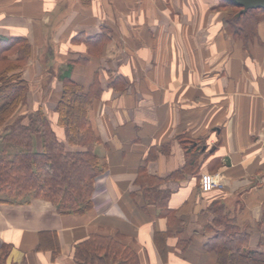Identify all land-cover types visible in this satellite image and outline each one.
<instances>
[{
  "label": "crops",
  "instance_id": "1",
  "mask_svg": "<svg viewBox=\"0 0 264 264\" xmlns=\"http://www.w3.org/2000/svg\"><path fill=\"white\" fill-rule=\"evenodd\" d=\"M234 11L222 0H0V37L30 43L22 113L54 104L56 122L73 63L106 171L82 213L0 196L3 264H77L92 234L120 237L141 264H220L205 234L216 202L264 250V11L233 32ZM204 173L220 185L204 191ZM147 176L164 179L169 213L147 202Z\"/></svg>",
  "mask_w": 264,
  "mask_h": 264
},
{
  "label": "trees",
  "instance_id": "2",
  "mask_svg": "<svg viewBox=\"0 0 264 264\" xmlns=\"http://www.w3.org/2000/svg\"><path fill=\"white\" fill-rule=\"evenodd\" d=\"M222 1L237 8L226 19L233 32H251L255 11L264 10L249 9L237 15L241 6ZM29 54L28 40L0 37V188L49 199L61 213L86 212L93 207L98 178L106 172L95 151L99 137L89 119L93 93L71 79L70 63L61 75L64 86L53 109L56 122L41 106L29 114L19 113L30 91L22 76ZM38 139L40 149L36 148ZM192 146L186 143L187 153ZM190 154L195 160L197 155ZM163 180L147 176L142 186L147 202L169 213L167 192L158 193ZM222 208L215 203L217 215L205 233L207 247L217 253L220 264H264V250L248 247L250 233L242 231L228 214L223 215ZM74 257L77 264H141L136 251L112 235H90L77 245Z\"/></svg>",
  "mask_w": 264,
  "mask_h": 264
},
{
  "label": "rangeland",
  "instance_id": "3",
  "mask_svg": "<svg viewBox=\"0 0 264 264\" xmlns=\"http://www.w3.org/2000/svg\"><path fill=\"white\" fill-rule=\"evenodd\" d=\"M235 11H237V8L235 7L234 8ZM256 11H261V10H256ZM264 11V10H263ZM238 13V12H237ZM261 13V12H259ZM27 99H28V96H27ZM26 103H27V100L25 101L23 107H21V112H24L25 109H27L26 107ZM41 106H42V109H44V111L48 112V109H50L51 107L53 108L55 105L54 104H48L45 103V102H42L41 103ZM29 108V107H28ZM32 110V109H31ZM31 110L29 112H31ZM35 110V109H34ZM33 111V110H32ZM26 112V111H25ZM37 142H39L40 146H41V139H38ZM103 176V175H102ZM100 176V177H102ZM99 177V178H100ZM98 178V179H99ZM30 194H25V193H22L21 195H18V194H15V193H10V192H7V191H2L1 188H0V196H4V198H10L12 200H17V201H20V200H24L26 198H31L29 196Z\"/></svg>",
  "mask_w": 264,
  "mask_h": 264
},
{
  "label": "water",
  "instance_id": "4",
  "mask_svg": "<svg viewBox=\"0 0 264 264\" xmlns=\"http://www.w3.org/2000/svg\"><path fill=\"white\" fill-rule=\"evenodd\" d=\"M235 5L241 6L237 15L247 12L249 9L264 8V0H226Z\"/></svg>",
  "mask_w": 264,
  "mask_h": 264
},
{
  "label": "built area",
  "instance_id": "5",
  "mask_svg": "<svg viewBox=\"0 0 264 264\" xmlns=\"http://www.w3.org/2000/svg\"><path fill=\"white\" fill-rule=\"evenodd\" d=\"M201 183H202V189L204 191H209L212 188L216 187L217 185H220L217 175L210 174V173H204L202 175Z\"/></svg>",
  "mask_w": 264,
  "mask_h": 264
}]
</instances>
